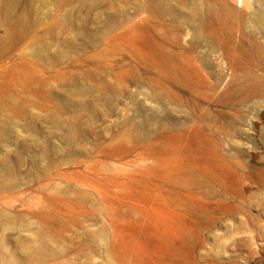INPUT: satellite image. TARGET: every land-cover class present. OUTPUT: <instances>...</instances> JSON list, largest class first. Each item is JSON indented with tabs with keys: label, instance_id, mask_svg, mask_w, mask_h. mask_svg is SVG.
<instances>
[{
	"label": "rangeland",
	"instance_id": "obj_1",
	"mask_svg": "<svg viewBox=\"0 0 264 264\" xmlns=\"http://www.w3.org/2000/svg\"><path fill=\"white\" fill-rule=\"evenodd\" d=\"M264 0H0V264H264Z\"/></svg>",
	"mask_w": 264,
	"mask_h": 264
},
{
	"label": "bare ground",
	"instance_id": "obj_2",
	"mask_svg": "<svg viewBox=\"0 0 264 264\" xmlns=\"http://www.w3.org/2000/svg\"><path fill=\"white\" fill-rule=\"evenodd\" d=\"M258 20L261 22V24H262V27L264 28V19H263V18H260V17H258Z\"/></svg>",
	"mask_w": 264,
	"mask_h": 264
}]
</instances>
